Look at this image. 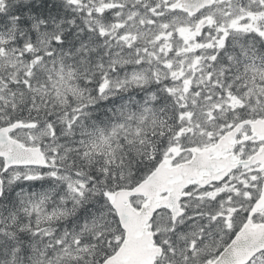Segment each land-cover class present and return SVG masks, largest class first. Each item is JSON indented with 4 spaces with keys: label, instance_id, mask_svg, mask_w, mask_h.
Segmentation results:
<instances>
[{
    "label": "snow or ice",
    "instance_id": "6c2138e0",
    "mask_svg": "<svg viewBox=\"0 0 264 264\" xmlns=\"http://www.w3.org/2000/svg\"><path fill=\"white\" fill-rule=\"evenodd\" d=\"M0 264H264V0H0Z\"/></svg>",
    "mask_w": 264,
    "mask_h": 264
},
{
    "label": "trees",
    "instance_id": "16d2710c",
    "mask_svg": "<svg viewBox=\"0 0 264 264\" xmlns=\"http://www.w3.org/2000/svg\"><path fill=\"white\" fill-rule=\"evenodd\" d=\"M40 188V184L37 182L36 185H35V189H39Z\"/></svg>",
    "mask_w": 264,
    "mask_h": 264
}]
</instances>
